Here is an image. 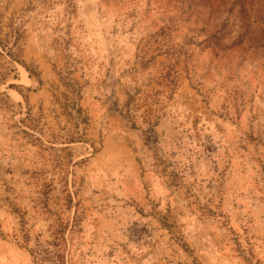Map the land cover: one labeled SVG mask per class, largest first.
Masks as SVG:
<instances>
[{
    "label": "rangeland",
    "instance_id": "1",
    "mask_svg": "<svg viewBox=\"0 0 264 264\" xmlns=\"http://www.w3.org/2000/svg\"><path fill=\"white\" fill-rule=\"evenodd\" d=\"M0 264H264V0H0Z\"/></svg>",
    "mask_w": 264,
    "mask_h": 264
}]
</instances>
